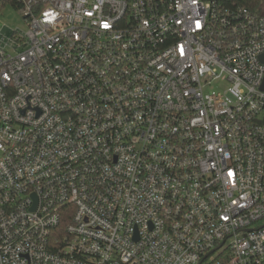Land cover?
<instances>
[{"label":"built area","instance_id":"2783aa9c","mask_svg":"<svg viewBox=\"0 0 264 264\" xmlns=\"http://www.w3.org/2000/svg\"><path fill=\"white\" fill-rule=\"evenodd\" d=\"M17 2L28 30L0 28V264H264V15Z\"/></svg>","mask_w":264,"mask_h":264},{"label":"trees","instance_id":"16d2710c","mask_svg":"<svg viewBox=\"0 0 264 264\" xmlns=\"http://www.w3.org/2000/svg\"><path fill=\"white\" fill-rule=\"evenodd\" d=\"M224 5L229 7L243 6L248 8L253 12H258L264 15V0H220ZM10 3L16 9H20L21 6L18 4L17 0H0V11L7 4ZM73 208H69L64 212V218L60 226L56 230V234L60 235V237L64 236L66 233L67 226L71 223L70 212Z\"/></svg>","mask_w":264,"mask_h":264},{"label":"rangeland","instance_id":"374dc122","mask_svg":"<svg viewBox=\"0 0 264 264\" xmlns=\"http://www.w3.org/2000/svg\"><path fill=\"white\" fill-rule=\"evenodd\" d=\"M23 8L16 9L10 3H7L0 11V28H4V32L8 33L11 30L27 31L28 25L23 17Z\"/></svg>","mask_w":264,"mask_h":264}]
</instances>
